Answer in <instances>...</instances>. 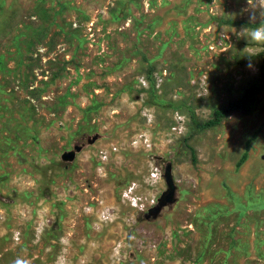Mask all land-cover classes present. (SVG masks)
Returning <instances> with one entry per match:
<instances>
[{"label": "rangeland", "instance_id": "374dc122", "mask_svg": "<svg viewBox=\"0 0 264 264\" xmlns=\"http://www.w3.org/2000/svg\"><path fill=\"white\" fill-rule=\"evenodd\" d=\"M251 10L0 0V264H264V91L188 116L259 81Z\"/></svg>", "mask_w": 264, "mask_h": 264}, {"label": "trees", "instance_id": "16d2710c", "mask_svg": "<svg viewBox=\"0 0 264 264\" xmlns=\"http://www.w3.org/2000/svg\"><path fill=\"white\" fill-rule=\"evenodd\" d=\"M219 23L233 25V26H244V27H255L258 25L250 24L248 21L233 20V19H219ZM260 61L257 68L259 81L257 83H251L242 95L235 99L228 101L225 107L215 108L211 111V116L209 119L204 121H198L192 113H189V123L196 130H203L215 126L221 118H223L227 112L235 110L241 113H248L251 111L252 105L257 97V94L264 91V44L263 49L260 51ZM245 153H242L238 161L239 165L245 158Z\"/></svg>", "mask_w": 264, "mask_h": 264}, {"label": "clouds", "instance_id": "9594fccd", "mask_svg": "<svg viewBox=\"0 0 264 264\" xmlns=\"http://www.w3.org/2000/svg\"><path fill=\"white\" fill-rule=\"evenodd\" d=\"M247 2L252 9L249 16V23L256 24L257 13L260 14V23L255 27L241 29L238 35L247 41L264 44V0H251V4L249 0Z\"/></svg>", "mask_w": 264, "mask_h": 264}]
</instances>
